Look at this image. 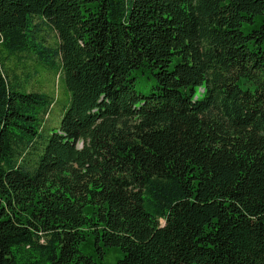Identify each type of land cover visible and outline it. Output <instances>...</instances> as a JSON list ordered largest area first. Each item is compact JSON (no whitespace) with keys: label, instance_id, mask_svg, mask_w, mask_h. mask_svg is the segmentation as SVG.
Segmentation results:
<instances>
[{"label":"trees","instance_id":"obj_1","mask_svg":"<svg viewBox=\"0 0 264 264\" xmlns=\"http://www.w3.org/2000/svg\"><path fill=\"white\" fill-rule=\"evenodd\" d=\"M112 248L264 264V0H0V264Z\"/></svg>","mask_w":264,"mask_h":264},{"label":"rangeland","instance_id":"obj_2","mask_svg":"<svg viewBox=\"0 0 264 264\" xmlns=\"http://www.w3.org/2000/svg\"><path fill=\"white\" fill-rule=\"evenodd\" d=\"M245 30H249L248 27L246 26ZM37 85V88H38V82L36 81L35 82V86ZM57 85H58V88H62V85L60 83L59 85V79H57ZM54 89L55 92H57V86H56V80L54 81H51V83L49 85H44V89H47V90H50V89ZM60 109V104H58L56 107L53 108L49 118H48V123L50 125H57L58 123V119L61 118V116L63 115L64 111L63 109ZM61 112V113H60ZM61 114V115H60ZM60 116V117H59ZM94 248L96 249V246H94ZM82 252L83 254H86V255H95L93 253V250L91 248H87V247H84L82 246ZM123 258V252H121V250H119L118 248H112V249H109L107 252H106V255L105 257L102 259V263L103 264H116L117 261L119 259Z\"/></svg>","mask_w":264,"mask_h":264}]
</instances>
